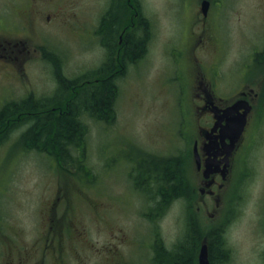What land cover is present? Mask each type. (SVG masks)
<instances>
[{
    "label": "rangeland",
    "instance_id": "1",
    "mask_svg": "<svg viewBox=\"0 0 264 264\" xmlns=\"http://www.w3.org/2000/svg\"><path fill=\"white\" fill-rule=\"evenodd\" d=\"M16 1L11 12V0H0V13L11 19L16 38L27 39L30 57L23 71L0 72V109L8 101L29 97L62 103L71 95L74 78L82 80L102 65L105 49L97 31L109 0H32L28 7L19 6V1L27 0ZM201 1L141 0L152 25H147L146 53L119 81L121 90L109 121H90L83 161L91 177L81 171L66 173L54 157L25 147L20 136L30 123L23 118L32 114L15 119L11 125L17 126L0 142L2 242L26 245L34 262L54 217L58 225L63 220L70 226L72 264H151L153 243L161 240L170 248L180 244L182 232L194 225L189 220L197 218L186 183L179 198L153 214L150 197L136 182L156 168L152 163L159 164V158L185 161L188 131L196 130L202 74L208 76L220 66L219 91L228 83L241 87V75L248 71L245 62L264 50V0H223L219 7V0H212L209 22L215 24L218 16L220 33L218 29L211 34L205 50L195 47L203 26ZM130 10L126 19H119L123 32L125 26L136 25ZM26 19L31 26L27 31ZM0 34L9 33L0 29ZM49 51L60 54L47 58ZM47 115L43 118L53 120ZM246 139L250 145L245 152L240 150L220 206L208 202L200 215L199 225L206 234L218 229L226 244L215 264H264L262 102L256 106ZM187 173L185 167L183 177Z\"/></svg>",
    "mask_w": 264,
    "mask_h": 264
},
{
    "label": "flooded vegetation",
    "instance_id": "2",
    "mask_svg": "<svg viewBox=\"0 0 264 264\" xmlns=\"http://www.w3.org/2000/svg\"><path fill=\"white\" fill-rule=\"evenodd\" d=\"M31 1L32 0H27V2L24 1V3L19 1V6L23 5L28 7L27 4H29ZM33 1L38 2V0ZM128 1L129 3H127L126 0H119L117 17L122 20V17H124L127 11L131 9L130 11L133 12V17L136 19V25H131V29L135 30L133 36L135 38L142 39L144 32L141 29L142 25L140 24L143 22V16H146L143 3L141 0ZM203 1L204 0L201 1L200 6V10L202 12L201 16L203 19V26L201 27L202 32L198 38L196 37L198 41L195 42L194 46L205 50L209 44H211V34H213L218 29L220 33V22L218 16L216 17L218 25H216L217 21L215 24L213 22H209L213 9V1L209 0L210 5L206 12L203 11ZM112 2H114V0H109L105 13L108 11ZM219 4H223V0H219L217 3L218 7ZM10 6L12 10L11 12H13V8L17 7V1L11 0ZM50 17L51 16H48V19H50ZM146 18L148 17L146 16ZM21 19L24 18L21 17ZM25 21L24 29L27 31L31 28V26L27 24L29 19H26ZM149 25L151 24L149 23ZM0 29L7 30L9 33L7 36L0 34V62L2 63V65H0V72L12 70L18 73V71H23L26 68L30 57L27 39L16 38L14 36L15 28L12 25L11 19H5L1 13ZM148 29L150 30V28ZM98 35L101 38L99 33ZM118 38V44L115 41L116 35L114 36L113 41L107 40L106 43H103L101 40L103 44L102 46L105 49V56L103 58L102 65L91 70L88 73L90 76L88 74L84 75L82 80H80L79 76L74 78V81L70 86L71 95L69 97H66L65 100H62V103L57 102V99L55 98H53L51 101L42 100V108L36 111L42 114L51 113L48 115L53 116V119L59 118L60 116L69 113V107L71 105H77L79 102H81L83 97L89 91H93L95 88L103 85L104 83H111L112 86H114V99L111 108L113 113L121 90L119 81L127 75L128 68L133 66L135 62L139 63L141 58L140 57L135 60H131V58L127 56V46L126 44L124 45L123 34L120 33ZM220 45L222 46V40H220ZM48 54L49 55L47 58H56V56H59L58 54L60 53H58V51H49ZM246 67L248 68L247 73L241 75L244 82L242 86H234L232 83L229 85L228 83L227 86L223 85L222 91H219L218 88V85L221 83L220 80H222L223 77V71L220 69V66L213 67V72H210L208 76H206V74H202L203 78L201 83L204 84V86L202 87L201 92L198 94V99L196 102L198 110L196 130L195 132L194 130L192 132L191 130L188 131V135L190 136L189 147L185 161H182L184 171L185 167L188 169L187 176H184L185 178L183 177L187 186V190L189 191L188 200L191 204V207H196L197 218L194 220H189L188 224L194 225L188 226L187 229H185V232H182L183 235L180 237V244H176L174 247L170 248L165 247L164 242L161 240L153 243L155 255L151 264H159L163 254L172 255V253H175L176 250L184 243L187 238L190 237L191 234H193L195 246L198 245L199 242L202 243L204 239H208L206 230L204 231V228L199 225L202 222L200 215H202V213L205 211L204 209L208 202H212L215 203L216 206H220L222 200L221 192L225 188L226 183L232 179L235 165L241 156L240 150L243 148V152H245L246 147L250 145L246 139V136L249 124L254 113L256 112V106H258L259 102L264 104V50L256 51L253 57L250 59V62H245V68ZM255 70H258V73H255ZM100 71H102V73ZM92 81H95V83ZM50 102H53V105H51L52 107H47L48 103ZM235 104L241 106H251V110L247 114L246 127L240 140L237 142L234 150L229 156L228 170L226 172L223 170L225 168V162H222L219 166V171L213 172L208 177H206L205 169L209 153H217V159L221 161L223 160V158L226 156V153L223 152V142L225 141H222L221 138L223 133L226 134L224 129L229 124L228 122L230 120H233L234 117L241 115L245 111V108L243 107H234ZM31 112L32 110H28V113ZM103 117L105 119L107 118V115L103 114ZM91 120L94 119H89V121ZM188 126L192 129L189 124ZM226 141H230V139L226 138ZM167 163L170 167L172 166L170 170L173 171L174 164L170 161H167ZM157 164L158 162L153 161L152 166L155 167ZM224 174H226L225 178ZM148 177L149 176L146 173V177L143 176L141 179L144 183H146L147 188L142 185L140 187L141 189H144V193L148 194L147 196L150 197V204L152 209L155 210L153 214H159L162 212L165 205L170 203L175 193H166L167 197L165 198V193L163 192V195H161L162 197H156L157 195L153 194L155 191L153 178ZM59 197L58 199H60ZM155 216L157 217L159 215ZM59 224L60 225H58V222L56 219H54V217L51 219V224H49L47 227V233L42 240L38 259L34 262L31 261L33 257L29 256L30 250L26 245L14 244V242L5 243L2 242L3 240H0V264H72L73 260L69 256V252H72L70 245L72 244L71 241L73 238L72 235L67 231V227L69 229L70 226L69 224L65 226V222L63 220H61ZM0 230L4 229L0 227ZM152 231L155 232L154 229ZM215 234H218L219 238L222 239L221 233L213 231V235ZM220 248H218L219 254L218 256L215 255L216 258H214V260L218 257H221L222 251ZM111 251L114 253V248H112ZM195 254H197V251H195ZM209 254L211 256L210 247ZM210 263L213 264L212 256L210 257Z\"/></svg>",
    "mask_w": 264,
    "mask_h": 264
},
{
    "label": "trees",
    "instance_id": "3",
    "mask_svg": "<svg viewBox=\"0 0 264 264\" xmlns=\"http://www.w3.org/2000/svg\"><path fill=\"white\" fill-rule=\"evenodd\" d=\"M126 1L128 3V0ZM118 4L119 0H114L108 11L102 16L98 33L101 35L103 43H106L107 40L113 41L116 35L115 41L117 44L118 36L120 33L123 34L124 45L126 44L127 46V56L131 60H135L146 53L149 19L145 15L143 16V22L140 24L144 32L143 38H135L133 36L135 30L131 29V24L125 26V31L123 32V24L117 17ZM126 18L127 16L123 17V19ZM100 72L102 73V71ZM113 88L114 86L111 83H104L93 91H89L77 105H71L69 113L53 120L48 117L47 119L43 118L45 115L51 113L42 114L36 111L42 108L43 102L41 100H34L29 97L24 100L8 101L0 109V142L17 126L11 125L15 122V119H22L23 115L28 113V110H32L30 113L32 115L28 116L27 119L23 118V121L26 122L28 120V123H30V126L20 136V140L25 144V147L29 149L36 148L40 152L54 157L66 173L79 174L81 171L80 173L83 175L88 174L87 178H89L92 173L89 166L83 161L86 151L85 147L88 143L89 119L101 122L105 119L107 120L106 122L109 121L108 116L112 113L111 108L114 99ZM103 114H106L107 118L104 119ZM8 124L10 125L7 127ZM4 131L6 132L2 135ZM158 161L160 163L156 165V168L147 173L148 178H153L155 186L153 194L157 195L156 197H162L161 195L164 192L166 198L167 194L171 192L175 193L173 198H179V195L185 190L183 159L181 157H170L167 159L159 158ZM167 161L174 164L173 171L170 170L172 166L170 167ZM71 167H74L78 171L76 172ZM141 185L147 188L146 183L142 180L136 182L137 187L141 188ZM213 231L220 232L218 229H214L210 230L207 234L213 264H215V255L218 256L219 254L218 248L221 247L222 251H224L226 250V244L223 239L219 238L218 234L213 235ZM199 243L195 246V240L193 239V234H191L175 253H172V255L163 254L159 264H197L195 251L199 249Z\"/></svg>",
    "mask_w": 264,
    "mask_h": 264
},
{
    "label": "water",
    "instance_id": "4",
    "mask_svg": "<svg viewBox=\"0 0 264 264\" xmlns=\"http://www.w3.org/2000/svg\"><path fill=\"white\" fill-rule=\"evenodd\" d=\"M210 2L209 0L203 1V11L206 12L209 8ZM243 107L245 108V111L239 115L233 118V120H230L228 125L225 127L223 133L222 141L223 142V152L226 153V156L223 158V160H218L217 153L210 154L206 163V169H205V175L208 177L211 173L219 171V166L222 162H225V168L223 169L225 172L228 170V164H229V156L234 150L237 142L240 140L243 131L247 124V114L251 110V106H241L235 104L234 107ZM226 138H229L230 141H226ZM226 177V174H224V178ZM199 264H211L210 263V257H209V246L208 242L205 240L200 248L199 253Z\"/></svg>",
    "mask_w": 264,
    "mask_h": 264
}]
</instances>
